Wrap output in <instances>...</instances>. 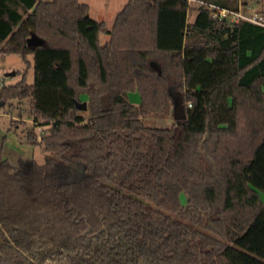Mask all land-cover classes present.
<instances>
[{"label": "trees", "instance_id": "1", "mask_svg": "<svg viewBox=\"0 0 264 264\" xmlns=\"http://www.w3.org/2000/svg\"><path fill=\"white\" fill-rule=\"evenodd\" d=\"M211 5L241 10L129 0L109 30L79 0H0V54L34 70L0 108L29 100L47 153L0 157V264H264V27Z\"/></svg>", "mask_w": 264, "mask_h": 264}, {"label": "rangeland", "instance_id": "2", "mask_svg": "<svg viewBox=\"0 0 264 264\" xmlns=\"http://www.w3.org/2000/svg\"><path fill=\"white\" fill-rule=\"evenodd\" d=\"M51 1V0H43ZM81 3L88 4L89 15L92 19L103 21L109 30L112 29L117 14L124 8L129 0H79ZM248 5V9L245 7ZM198 3L192 2V7H197ZM240 9L244 13L247 10L249 16L264 10V0H240ZM195 13H190L189 21H193ZM110 40V36L102 34L100 42L105 45ZM32 61V57H28ZM27 69L26 61L18 55L0 54V88L2 86H12L23 80L25 72L28 84L34 82L33 68ZM14 73L15 75H10ZM82 101H87L88 97L83 95ZM128 99L135 106L140 105V94L133 91L128 94ZM12 106L1 107L0 109V157L8 159L9 162L21 170L27 171L32 168L34 163L43 164L47 153L41 146H34L27 140L29 130L40 134L44 129L34 126L30 117L29 100L12 101ZM86 104V103H85ZM84 114L88 115L86 108ZM176 122L172 113L167 117L152 114L145 119V124L150 127H170ZM264 198V193L261 194ZM183 205L187 203V197L181 194Z\"/></svg>", "mask_w": 264, "mask_h": 264}, {"label": "built area", "instance_id": "3", "mask_svg": "<svg viewBox=\"0 0 264 264\" xmlns=\"http://www.w3.org/2000/svg\"><path fill=\"white\" fill-rule=\"evenodd\" d=\"M210 7H211L212 11L214 12L215 17L228 18L234 22H238L240 20H246V21H249L251 23H254V24H257V25L264 27V17L261 16L259 13H254L253 15L249 16L248 14L243 13L241 10L238 12H234V11H229L226 9H220L219 7L214 6V5H211ZM2 84H3V82H1L0 85H2Z\"/></svg>", "mask_w": 264, "mask_h": 264}, {"label": "water", "instance_id": "4", "mask_svg": "<svg viewBox=\"0 0 264 264\" xmlns=\"http://www.w3.org/2000/svg\"><path fill=\"white\" fill-rule=\"evenodd\" d=\"M40 42L41 41L37 37H32V38L28 39V45L29 46L35 45V44L40 43ZM10 75H15V74L11 73ZM83 108L84 109L86 108V104H83ZM180 110H181V105H178L177 109H176L177 117H180L182 115Z\"/></svg>", "mask_w": 264, "mask_h": 264}]
</instances>
